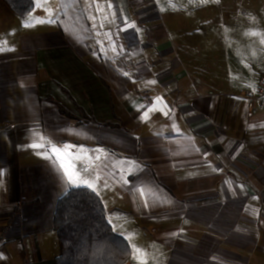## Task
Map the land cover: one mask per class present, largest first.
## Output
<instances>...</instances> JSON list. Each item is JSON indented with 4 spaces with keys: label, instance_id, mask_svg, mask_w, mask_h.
Returning a JSON list of instances; mask_svg holds the SVG:
<instances>
[{
    "label": "crops",
    "instance_id": "obj_1",
    "mask_svg": "<svg viewBox=\"0 0 264 264\" xmlns=\"http://www.w3.org/2000/svg\"><path fill=\"white\" fill-rule=\"evenodd\" d=\"M34 1L4 21L0 0V264H54L57 203L77 187L101 198L127 264H264V109L241 96L264 43L233 61L226 20H264L259 0L220 1L213 59L171 39L155 0Z\"/></svg>",
    "mask_w": 264,
    "mask_h": 264
},
{
    "label": "trees",
    "instance_id": "obj_2",
    "mask_svg": "<svg viewBox=\"0 0 264 264\" xmlns=\"http://www.w3.org/2000/svg\"><path fill=\"white\" fill-rule=\"evenodd\" d=\"M16 16L24 18L34 0H1ZM62 114L70 115L60 106ZM59 256L54 264H127L128 241L117 234L107 219L101 198L86 187L71 188L59 199L54 215Z\"/></svg>",
    "mask_w": 264,
    "mask_h": 264
},
{
    "label": "rangeland",
    "instance_id": "obj_3",
    "mask_svg": "<svg viewBox=\"0 0 264 264\" xmlns=\"http://www.w3.org/2000/svg\"><path fill=\"white\" fill-rule=\"evenodd\" d=\"M88 1L89 0H85V7H87ZM220 1L221 0H207V2H202V0H155L154 4H157L158 7L160 6L164 14V25H167L169 29L178 27L176 30H172L171 39L173 38L175 41L178 39L180 43L186 40L187 42L190 41V43L195 45V54L199 53L204 58L213 59L221 56V23L224 22V20L220 17ZM232 1L233 0H222V2L228 6L231 5ZM99 2L104 6L106 0H99ZM37 3L40 4V0H37ZM3 4L1 6L6 14H8L4 16L5 13H3V11L1 12L3 14V20L9 21L15 20L14 18L17 19V17L7 9L6 5ZM110 10V13H112V5L110 6ZM261 10L264 11V0H259V12H262ZM228 16L229 18H226V20H228L229 23V49L231 45L233 47V49L229 51V58L233 61L236 60V50L239 58H244V55H247L248 58L252 57V54H254L253 47L259 43L256 36L264 39V20L262 17L255 19L254 16H250L248 19L241 17L237 20L231 18L232 15L230 13H228ZM112 18H114V15H112ZM132 19L135 22L134 18ZM143 23H146V20ZM236 23L238 27L231 30L230 25L235 27ZM255 26H258V28ZM117 30H120V28H117ZM255 31L259 34H249Z\"/></svg>",
    "mask_w": 264,
    "mask_h": 264
},
{
    "label": "snow or ice",
    "instance_id": "obj_4",
    "mask_svg": "<svg viewBox=\"0 0 264 264\" xmlns=\"http://www.w3.org/2000/svg\"><path fill=\"white\" fill-rule=\"evenodd\" d=\"M202 2H207V0H202ZM49 22H51V21H49ZM36 23H44V21H42V20H28V21L25 22L24 26H25V27H30V26H34V24H36ZM249 34H251V35H258V33H256V32H251V33H249ZM261 43H264V39L261 40ZM4 50H5V49L3 48V46L0 45V51H4ZM153 83H154V82H153ZM253 90H254V89H253ZM157 100H159V98H157ZM150 110H151V109L145 110V113H144L145 118L147 117V115H148V111H150ZM164 115H168V113L165 112ZM33 147H35V148H40V147H47V146H46V145L36 144V145H33ZM51 151H52V153L57 154V158H59V152H60V149H58V148H56L55 146H53V147L51 148ZM65 174H66V176H67L68 181H69L70 183H72V184H79V183H82V184L87 185L88 187H92V185L89 184V182H88L87 180H83V179H81L77 174H75V173H73V172H69V171L67 170V168H65ZM135 251H136L138 254H140V256H138L137 259H141V257H146V255H147L146 253L143 252L142 249L136 248ZM141 264H146V262H145L143 259H141Z\"/></svg>",
    "mask_w": 264,
    "mask_h": 264
},
{
    "label": "built area",
    "instance_id": "obj_5",
    "mask_svg": "<svg viewBox=\"0 0 264 264\" xmlns=\"http://www.w3.org/2000/svg\"><path fill=\"white\" fill-rule=\"evenodd\" d=\"M241 96L247 102L250 112L255 113L258 109H264V75L255 87L244 91Z\"/></svg>",
    "mask_w": 264,
    "mask_h": 264
}]
</instances>
